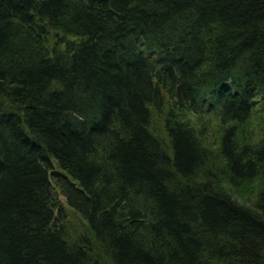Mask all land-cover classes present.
Wrapping results in <instances>:
<instances>
[{
    "label": "trees",
    "instance_id": "trees-1",
    "mask_svg": "<svg viewBox=\"0 0 264 264\" xmlns=\"http://www.w3.org/2000/svg\"><path fill=\"white\" fill-rule=\"evenodd\" d=\"M0 264H264V0H0Z\"/></svg>",
    "mask_w": 264,
    "mask_h": 264
},
{
    "label": "rangeland",
    "instance_id": "rangeland-1",
    "mask_svg": "<svg viewBox=\"0 0 264 264\" xmlns=\"http://www.w3.org/2000/svg\"><path fill=\"white\" fill-rule=\"evenodd\" d=\"M69 212H70L69 219L72 221V224L76 227L79 219L77 215L73 213L71 210Z\"/></svg>",
    "mask_w": 264,
    "mask_h": 264
}]
</instances>
